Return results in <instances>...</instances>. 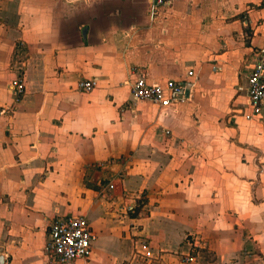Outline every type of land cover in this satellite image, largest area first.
Masks as SVG:
<instances>
[{
	"label": "crops",
	"instance_id": "1",
	"mask_svg": "<svg viewBox=\"0 0 264 264\" xmlns=\"http://www.w3.org/2000/svg\"><path fill=\"white\" fill-rule=\"evenodd\" d=\"M258 54L264 0H0L6 264H51L70 213L96 235L70 264H264V108L244 114ZM140 77L188 97L135 101Z\"/></svg>",
	"mask_w": 264,
	"mask_h": 264
},
{
	"label": "built area",
	"instance_id": "2",
	"mask_svg": "<svg viewBox=\"0 0 264 264\" xmlns=\"http://www.w3.org/2000/svg\"><path fill=\"white\" fill-rule=\"evenodd\" d=\"M173 0H151L154 12L170 6ZM192 75L193 72H190ZM248 80V119L261 116L264 108V60L258 54L252 60L247 72ZM14 93L21 95L25 85L21 79L13 83ZM93 80H82L79 88L90 91L95 87ZM243 87H240L242 90ZM188 88L184 81L170 79L166 83H150L144 77L138 78L131 86L135 101L149 100L162 108L175 106L188 97ZM95 233L88 217L84 213H70L53 218L45 243V253L51 264H70L76 260H87L93 252Z\"/></svg>",
	"mask_w": 264,
	"mask_h": 264
},
{
	"label": "water",
	"instance_id": "3",
	"mask_svg": "<svg viewBox=\"0 0 264 264\" xmlns=\"http://www.w3.org/2000/svg\"><path fill=\"white\" fill-rule=\"evenodd\" d=\"M185 84L187 85L188 90H190V83L185 82ZM188 90H187V91H188ZM187 93H188V92H187ZM0 264H6V259H5V257H4L3 254H0Z\"/></svg>",
	"mask_w": 264,
	"mask_h": 264
},
{
	"label": "rangeland",
	"instance_id": "4",
	"mask_svg": "<svg viewBox=\"0 0 264 264\" xmlns=\"http://www.w3.org/2000/svg\"><path fill=\"white\" fill-rule=\"evenodd\" d=\"M200 241H201V239H200ZM193 252H194V253H192V254H198V252H200V251H198V249H196V248L193 246Z\"/></svg>",
	"mask_w": 264,
	"mask_h": 264
}]
</instances>
